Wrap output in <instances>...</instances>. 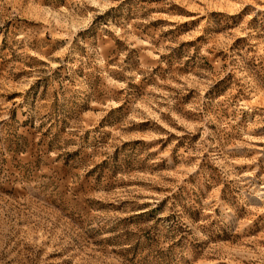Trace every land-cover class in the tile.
Here are the masks:
<instances>
[{
    "label": "rangeland",
    "instance_id": "1",
    "mask_svg": "<svg viewBox=\"0 0 264 264\" xmlns=\"http://www.w3.org/2000/svg\"><path fill=\"white\" fill-rule=\"evenodd\" d=\"M0 264H264V0H0Z\"/></svg>",
    "mask_w": 264,
    "mask_h": 264
}]
</instances>
